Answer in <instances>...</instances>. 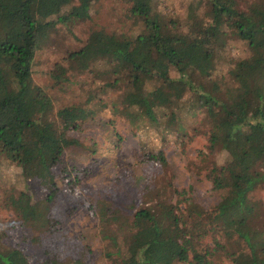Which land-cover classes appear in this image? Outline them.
<instances>
[{"label": "trees", "instance_id": "16d2710c", "mask_svg": "<svg viewBox=\"0 0 264 264\" xmlns=\"http://www.w3.org/2000/svg\"><path fill=\"white\" fill-rule=\"evenodd\" d=\"M97 1L0 0V164L13 161L24 178L60 164L72 175L76 167H65L63 156L85 148L73 132L87 124L115 130L122 123L140 135L138 160L162 165L161 147L171 137L200 135L194 160L219 193L214 209L205 214L190 199L185 211L177 204L162 213L138 209V230L110 264H224L215 261L217 254L232 264H264V201L255 196L264 186V0H191L183 17L164 12L158 0H126L140 25L135 35L94 29L65 64L50 69L46 84L36 83L32 62L43 39L58 22L89 18ZM230 40L244 45L247 55L227 58ZM53 88H71L75 99L53 110ZM96 144L87 151L96 154ZM52 192L34 200L25 194L31 201L19 213L42 233L50 225ZM127 207L102 203L97 213L110 224ZM226 227L236 229L245 252L233 253ZM56 245L40 264H91L85 251L64 255ZM0 264L33 263L0 241Z\"/></svg>", "mask_w": 264, "mask_h": 264}, {"label": "rangeland", "instance_id": "374dc122", "mask_svg": "<svg viewBox=\"0 0 264 264\" xmlns=\"http://www.w3.org/2000/svg\"><path fill=\"white\" fill-rule=\"evenodd\" d=\"M190 1L158 0V3L164 12L183 17ZM128 9L126 0H98L89 11V18L58 22L37 50L32 62L33 80L46 84L50 69L58 62L64 63L63 60L71 52L80 50L94 29L103 28L115 37L135 35L140 25H135ZM229 43L227 58L247 55L240 42L230 40ZM85 76L82 74L80 78ZM71 88L66 92L51 90L53 110L75 99L70 93ZM122 91V88L117 89L110 96ZM119 123L115 130L98 123L87 124L82 130L73 132L85 148L79 146L66 150L63 156L65 167L66 164L76 167L72 175H67V169H62L60 164L54 170L40 174L31 176L27 173L29 177L24 178L19 176L21 169L13 161L3 160L0 164V241L10 242L21 249L33 264H40L46 253L55 251L57 243L59 252L64 255L69 252L68 255L72 256L85 251L91 264H110L112 259L117 260V247L121 254L124 253L129 235L138 230L141 224L136 216L138 209L148 208L154 213H162L170 205L177 204L185 211L184 204L189 199L202 206L205 214L214 209L219 193L212 189L204 171L198 169L194 160L203 144V137L194 135L186 140H173L171 137L172 140L161 147L166 159V164L162 165L138 160L139 133L136 135ZM116 132L120 134L118 145H114L113 141L117 137ZM144 136L147 137L145 133ZM154 136L150 133L149 138ZM93 144L98 147L96 154L87 151ZM48 190H53L50 225L42 233L19 213L27 210L25 205L29 198H41ZM25 194L30 195L29 198ZM255 196L264 201V186L255 192ZM133 197H137L135 203ZM102 203L128 207L126 210L119 208L120 221L107 224L97 213ZM239 227L235 226L236 229ZM236 229L226 227V235L233 253L238 255L246 251V246ZM109 237L115 239L116 246H112ZM206 241L212 242L210 237ZM107 250L114 251V254L107 257ZM215 261L232 264L220 254L216 255Z\"/></svg>", "mask_w": 264, "mask_h": 264}]
</instances>
